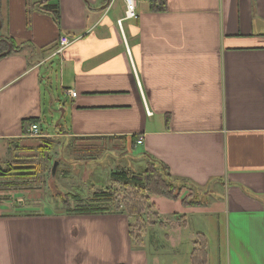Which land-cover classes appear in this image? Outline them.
<instances>
[{
	"label": "crops",
	"instance_id": "1",
	"mask_svg": "<svg viewBox=\"0 0 264 264\" xmlns=\"http://www.w3.org/2000/svg\"><path fill=\"white\" fill-rule=\"evenodd\" d=\"M164 1L136 0L125 18V0H0V37L15 45L0 56V165L19 182L53 144L112 140L125 156L139 147L140 167L158 159L195 201L148 194L156 217L142 225L116 207L19 212L9 200L0 264H213L199 228L217 213L216 264H264V0ZM61 34L74 41L51 56Z\"/></svg>",
	"mask_w": 264,
	"mask_h": 264
},
{
	"label": "rangeland",
	"instance_id": "2",
	"mask_svg": "<svg viewBox=\"0 0 264 264\" xmlns=\"http://www.w3.org/2000/svg\"><path fill=\"white\" fill-rule=\"evenodd\" d=\"M55 70L54 65V74ZM54 118L57 119L56 116ZM51 123L52 120L48 119L46 123L42 124L43 129L52 130L49 127ZM117 143L112 140L99 139L68 140L65 142L66 146L60 149L53 144L54 148L38 156L34 167H23V170L30 171V174H25L19 182L16 180L18 177L14 174L7 176V167H2L0 170L2 173L0 174V203L12 201L11 204H8L9 211L33 212L42 209L61 211L66 210V206L57 194L70 192L76 195L70 200L71 208L99 205L122 210L125 203H131L134 205L133 213L139 215L136 223L139 224L142 220L141 224L145 225L148 220L156 217L151 211L147 198L148 193L140 191L135 186L122 183L113 184L109 175L112 170L126 169L127 166L132 167L136 172H141L144 168L140 167L142 162L140 159H143L142 150L139 147H135L133 150L129 149V155L125 156L124 149L117 146ZM115 146L120 148L116 149ZM43 151L41 150L40 153ZM137 157L139 160L135 159ZM55 160L57 166L55 175L52 177L50 171ZM31 163L32 161L30 163L25 161L22 164L29 165ZM176 187L179 188L181 197L192 196V193L189 194L191 187L181 184H176ZM109 188L110 190H108ZM98 189L112 191L113 199L109 202L99 200L92 203V194ZM214 216L220 217L217 224H215L214 218H212V223L206 219L204 225L200 223L203 227L199 229H204L207 234L212 250L211 261L216 264L219 249H223L224 215L217 213ZM218 224H220L219 229H216ZM194 226L199 227V224ZM134 231H138L136 227ZM148 234L150 235L151 231Z\"/></svg>",
	"mask_w": 264,
	"mask_h": 264
},
{
	"label": "trees",
	"instance_id": "3",
	"mask_svg": "<svg viewBox=\"0 0 264 264\" xmlns=\"http://www.w3.org/2000/svg\"><path fill=\"white\" fill-rule=\"evenodd\" d=\"M38 1H45V0H38ZM147 1L149 2V8L151 10L159 11L165 9L164 0H147ZM41 6H42L41 10L53 14L55 19H57L58 17L57 5L46 3V4H42ZM14 47L15 45L11 39L6 37H0V53L4 52L7 49L11 50ZM36 122L37 119L31 118L26 120L24 124L26 123L31 125ZM44 140L47 143L46 140L48 139H44ZM44 148L42 150H44ZM146 156L148 157V159L145 164V168L141 172H135L130 168L122 169V170H112L110 172V179L112 183L113 184L122 183L128 186H135L138 187L140 191H144L148 194L163 196L169 199H174V200L181 199V203L184 206L193 205L195 201L193 199H190L191 197H187V196L181 197L179 188L176 187V184L182 185V183L175 180L169 174V170L167 166L161 163L160 161H158V159H156L155 157H152L148 154H146ZM2 167H7L6 175L10 176L12 173L11 172L12 168H10V166L8 167L7 165L5 166L0 165V170L2 169ZM0 174L2 173L0 172ZM108 190H110V188ZM108 190L98 189L94 191V193L92 194L91 202L95 203L98 202L99 200H104V201L107 200V202H109V200H112L114 197L113 193L112 191L110 192ZM57 195L61 199L64 206H66L67 212H73L78 214H91V213L106 211L110 208L108 206H99V205L71 208L70 200L71 198H74L76 196L75 194L66 192ZM123 210H125V212L129 215L135 216L136 220L138 219L139 215L133 213L134 205H131V203H125L123 206Z\"/></svg>",
	"mask_w": 264,
	"mask_h": 264
},
{
	"label": "built area",
	"instance_id": "4",
	"mask_svg": "<svg viewBox=\"0 0 264 264\" xmlns=\"http://www.w3.org/2000/svg\"><path fill=\"white\" fill-rule=\"evenodd\" d=\"M136 0H125V18H135L136 17ZM118 24H121V20H118ZM74 41V37H70L66 34L59 35L57 39V45L51 56L61 54L63 50ZM67 94L71 97L76 96V92L73 89H68ZM30 136L39 135V127L36 123H33L29 127ZM141 143V138L137 140V144Z\"/></svg>",
	"mask_w": 264,
	"mask_h": 264
},
{
	"label": "water",
	"instance_id": "5",
	"mask_svg": "<svg viewBox=\"0 0 264 264\" xmlns=\"http://www.w3.org/2000/svg\"><path fill=\"white\" fill-rule=\"evenodd\" d=\"M0 28H1V19H0ZM8 51H9V49H7L4 52L0 53V56L3 55L4 53H7ZM56 166H57V161L55 160L53 162V164H52L51 171H50V174H51L52 177L55 175Z\"/></svg>",
	"mask_w": 264,
	"mask_h": 264
}]
</instances>
